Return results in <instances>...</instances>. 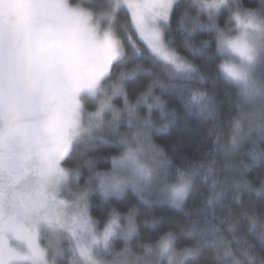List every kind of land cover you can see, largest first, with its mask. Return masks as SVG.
<instances>
[{
	"label": "snow or ice",
	"instance_id": "6c2138e0",
	"mask_svg": "<svg viewBox=\"0 0 264 264\" xmlns=\"http://www.w3.org/2000/svg\"><path fill=\"white\" fill-rule=\"evenodd\" d=\"M173 25L193 56L215 45L226 82L257 56L264 71V0H0V264H264V97L236 92L221 111ZM145 61L169 82L136 81ZM170 102L211 122V146L181 166L152 140L175 126ZM197 177L206 207L189 210ZM127 189L175 209L153 216L158 239L142 242L136 206L118 204Z\"/></svg>",
	"mask_w": 264,
	"mask_h": 264
},
{
	"label": "trees",
	"instance_id": "16d2710c",
	"mask_svg": "<svg viewBox=\"0 0 264 264\" xmlns=\"http://www.w3.org/2000/svg\"><path fill=\"white\" fill-rule=\"evenodd\" d=\"M249 4L253 3V0H248ZM235 29V25H232ZM173 45L179 50L182 56H185L193 64L198 66L202 75L205 79L202 85L204 90L215 95L216 102L220 107L221 111L228 112L231 110V105L233 104L236 96L235 88L224 79L221 78L220 65L222 63V57L215 53V45L208 50L209 54L214 58L209 59L206 55H196L193 56L182 46L183 34L179 32L175 25H173L172 31L167 37ZM210 39L206 34H199L194 37V43L196 46H200V42L203 40ZM143 47V45H141ZM146 52V49H145ZM134 67L132 63L127 65V69L131 71ZM153 72L160 77L161 80L169 82L167 76L165 75L164 69L159 65H154L150 61H145L143 65V71L136 73V81L141 82L146 85L150 82V77L147 76L148 71ZM131 91V87H130ZM167 99V97H166ZM168 107L170 109H175L178 112V118L176 120L174 127H169L166 132L156 133L153 135V143L161 148L164 154L169 158L172 164L181 166L185 164L189 159L193 158L198 147L201 146L203 142V150L211 146V139H205V129L210 121H206L204 115L202 114H183V105L177 108L175 103H169ZM158 113L156 116L158 117ZM226 139V137L222 138ZM103 152L97 153V155H103ZM102 165H106L107 168L111 167V159L106 161H101ZM100 170H106L101 168ZM259 168L254 169L250 173V179H255L259 175ZM202 177L196 178V187L192 194L187 198L186 209H196L206 207V198L208 196V185L201 182ZM259 187V183L256 184ZM253 199H259L252 194ZM97 202L98 197L94 194V198L91 200L90 213L95 219H99L97 212ZM118 204L123 208L124 211L130 205H135L137 208V223L140 225L141 239L144 243L152 242L159 238V235L152 226L153 216L157 217H168L171 215H176L175 209L170 208L167 204L163 205H146L140 202L131 189L127 190L124 195L118 201ZM147 221V223H145Z\"/></svg>",
	"mask_w": 264,
	"mask_h": 264
},
{
	"label": "clouds",
	"instance_id": "9594fccd",
	"mask_svg": "<svg viewBox=\"0 0 264 264\" xmlns=\"http://www.w3.org/2000/svg\"><path fill=\"white\" fill-rule=\"evenodd\" d=\"M254 36L255 34L249 30V35L246 39L250 44L253 43ZM260 59L261 57L257 56L251 63L245 61L237 65L242 78L231 81L230 84L235 88L242 101L250 99L247 93H252L258 101L261 100V97H264V71H261L258 66V61ZM181 171L184 172V177L186 179L188 177L187 170L181 169ZM169 185L175 187L181 186V176L179 173L169 178Z\"/></svg>",
	"mask_w": 264,
	"mask_h": 264
},
{
	"label": "rangeland",
	"instance_id": "374dc122",
	"mask_svg": "<svg viewBox=\"0 0 264 264\" xmlns=\"http://www.w3.org/2000/svg\"><path fill=\"white\" fill-rule=\"evenodd\" d=\"M222 63H224L223 57H222ZM66 198L69 200L71 199V197L67 194H66ZM90 215H91V213H90ZM44 241L51 244L53 247L56 246V244L58 242L63 243L65 245L67 244L66 236L63 233H51V234L45 233Z\"/></svg>",
	"mask_w": 264,
	"mask_h": 264
}]
</instances>
